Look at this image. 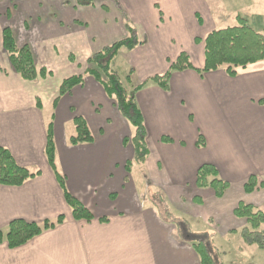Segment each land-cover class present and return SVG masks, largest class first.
<instances>
[{
    "label": "crops",
    "instance_id": "1",
    "mask_svg": "<svg viewBox=\"0 0 264 264\" xmlns=\"http://www.w3.org/2000/svg\"><path fill=\"white\" fill-rule=\"evenodd\" d=\"M50 1L17 0L15 13H0V146L17 164L38 172L19 186L0 185V230L15 219L40 224L62 215L64 221L22 246L12 249L0 243V264H200L175 223L141 200L140 187L124 168L134 153L131 144L123 143L131 128L102 86L81 73L82 85L59 97V84L44 100L39 87L53 74L30 81L20 78L3 49L2 29L9 26L17 46L27 44L37 69L48 71L47 64L57 59L61 46L72 65L75 51L87 60L127 36L124 18H128L139 42L128 51L133 73L140 74L138 81L134 74L131 80L135 85L144 83L136 101L149 149L138 165L153 183L150 187L203 208L180 210L186 219L198 218L214 231L221 226L231 232L245 224L233 213L238 202L264 206V186L251 193L243 189L250 175L264 182V60L239 69L234 78L222 69L199 73L196 69L203 66L204 53L195 38H204L211 30L189 29L185 8H193L190 24L200 25L192 6L195 0L186 7L183 0H129L128 7L123 0L85 5L72 0L68 8L67 0H58L59 18L47 16L49 10L43 7L52 6ZM41 46L47 61L40 60ZM182 51L195 69L171 71L167 90L150 80L167 72ZM73 115L86 120L92 143H64L60 134L65 123L73 127ZM50 123L56 169L65 178L66 190L91 211V221L73 219L47 162ZM200 138L203 145L197 144ZM202 164L213 165L228 183L222 197H216L212 188L195 185Z\"/></svg>",
    "mask_w": 264,
    "mask_h": 264
},
{
    "label": "trees",
    "instance_id": "2",
    "mask_svg": "<svg viewBox=\"0 0 264 264\" xmlns=\"http://www.w3.org/2000/svg\"><path fill=\"white\" fill-rule=\"evenodd\" d=\"M77 3L80 5L91 4L92 0H77ZM8 14L9 11L6 10V15ZM235 20V25L213 29L204 38H195L196 43L202 42L203 44L204 63L201 68L196 69L199 73L212 72L222 68L229 77L234 78L239 69H244L250 64L264 60V27L261 30H256L242 15H237ZM198 21L200 22V19ZM126 30L127 36L106 45L87 59V63L93 67L86 69L85 73L92 76L102 86L107 97L114 101L116 108L132 130L131 137L123 139L124 144L130 143L133 147V158L127 160L124 166L125 170L130 173L135 163L144 162L149 154V149L146 141L147 133L144 118L136 101V93L143 87L144 83L127 87L112 68L114 58L121 48L131 50L139 43L135 29L126 24ZM2 44L12 69L20 78L30 81L49 75V71H46L44 67L37 69L31 49L27 44L17 46L13 31L9 26L2 29ZM183 69L195 68L192 66L187 53L182 51L170 62L167 72L155 75L150 80L167 90L171 71ZM129 80L126 78V81L130 82ZM128 82L127 84H129ZM82 84L83 75L81 74L66 77L59 86V97L68 94L73 87ZM261 102L264 103V100ZM72 121L75 132L69 137L70 144L76 146L92 143L93 135L86 120L80 115H73ZM161 139L169 141L167 137ZM197 144L203 145V140L200 138ZM45 154L47 162L63 190L65 201L71 209L73 219L91 221L93 219L91 211L66 190L65 178L56 169L55 144L51 123L47 127ZM37 174L38 172L33 173L26 167L17 164L10 152L0 146V185L19 186ZM195 185L199 188H212L218 198L222 197L228 188V183L218 177L217 169L211 164H202L197 169ZM257 185L263 187L264 182L258 181L255 175H250L245 181L243 189L246 193H251ZM233 213L237 218L245 221L240 230L244 243L263 248L264 234L261 231V225L264 223V206L257 208L240 201ZM100 220L106 219L100 218ZM63 221L62 215L53 221L45 220L40 224L22 219L11 220L5 231L0 230V243L6 242L7 246L12 249L22 246L44 231L55 228ZM177 224H180V226H176L180 236L186 234L187 230L188 233L194 234L184 222L181 221ZM202 235L204 236L190 239L185 237L199 256L200 264H223L218 258L216 246L209 243V235L204 233Z\"/></svg>",
    "mask_w": 264,
    "mask_h": 264
},
{
    "label": "rangeland",
    "instance_id": "3",
    "mask_svg": "<svg viewBox=\"0 0 264 264\" xmlns=\"http://www.w3.org/2000/svg\"><path fill=\"white\" fill-rule=\"evenodd\" d=\"M16 1L17 0H0V6H1L0 13L3 14L5 13L6 10H8L9 13H15L16 4L14 3ZM74 1H76L77 3V0ZM93 1L96 0H92V3ZM103 1H107V0H99V2H103ZM127 1L129 0H125V1L123 0V5L125 7L126 6L128 7L129 5V2ZM157 1L161 2L162 0H157ZM183 1H184V7H186V4H188L190 0H183ZM50 2L51 4H53L52 6L48 4L47 5L44 4L43 7L49 10V14L47 16L53 18V14H56L57 17L59 18L61 15L60 13L62 12L58 10L59 8L58 0H53ZM72 5H73L72 0L66 1L65 6L67 8ZM81 5H85V4H81ZM192 6L196 7L195 9L198 12L196 13L195 17L200 19L199 26L197 25L196 27L195 25L192 26L190 24L191 16H189L188 14L191 13V9L193 8H185V10L187 9L186 10L187 18H189L188 20L189 29L195 30L196 33L199 32L203 33L204 31L235 25L236 23L235 18L237 17V15H242L246 17L249 23L251 24V26L256 30H261V28L264 27V0H195L194 5ZM124 21H125V26L126 24L131 25L128 18L125 17ZM17 26L18 28H20L19 22ZM23 36H25V33L22 32V34L20 35L21 41L25 40L24 39L25 37ZM137 41H138V37H137ZM40 45L42 44L40 43ZM39 50L41 51L40 60L42 59L44 61H47L48 58L47 56L45 57V53L43 54L44 51L42 50V46L39 47ZM67 55H68L67 50L63 49V46H61L57 59L53 60L50 64H47L49 74H53V76L50 77L47 81L43 82L42 85L39 87V92L42 93L41 97L44 100L46 99L48 93L52 92L53 89H55L56 87H58L59 84H61L63 79L71 75L85 73L84 71L86 69L93 67L91 64L87 63V60H84L82 58L83 54L80 53V51L74 52V55L76 56L77 59H75L74 55H72L74 59L71 58L73 60L72 61L69 60L73 62L72 65L67 61L68 60ZM131 61L134 63V60L131 59V53H129V51L126 48H122L118 52L117 56L114 58L112 65L113 71L119 75L120 79H122L125 86L127 87L136 86L134 81H138V78L140 77L138 71L133 73L134 70L131 69L133 67ZM133 74H134V81L131 80V78L133 79L132 77ZM126 78H129L130 82L126 81ZM127 82L129 84H127ZM43 88L45 90H42ZM72 125L73 127L71 126L70 122L65 123V125L63 126V130L61 131L62 133L60 134V136H62L63 138L62 140L64 141V143L69 146H72L69 142L70 134L71 133L73 134L75 132L74 123ZM131 134H132V130L128 137H131ZM131 175L134 182L136 183L137 188L138 186L140 187V192L142 194L141 200H143L144 203L146 204L148 203L152 205L155 208V210H157L160 217H162L163 219L168 218L171 221H174L177 227L180 226V224L177 223L178 222L180 223L182 221L188 226L191 225L192 231H198L196 233L194 232V234H190L188 233L189 231L187 230V233L183 234L184 237L181 235V237L184 238V241H187L186 238L190 239V238L203 237L204 236L202 235L203 233L206 235L208 234L209 243L216 246L218 252V258L221 260L223 264H264V247L259 248L256 245L245 244L240 235L241 228L235 231L228 232L227 230L219 226L214 231L212 229L206 228L207 224L201 222L198 218L186 219L184 217V214L181 212L182 209H186L189 211L192 210V208H195L196 210H203V208H199L195 205L190 204L189 202L187 203L182 199L180 200V198L179 200H176L175 198L167 197L160 188L150 187L151 185H153V183L145 173L143 167H140V165H138L137 163H135L134 168L131 171ZM259 188L261 187L257 185L253 191ZM261 231L264 234V224L261 226ZM214 258L216 257L214 256Z\"/></svg>",
    "mask_w": 264,
    "mask_h": 264
}]
</instances>
